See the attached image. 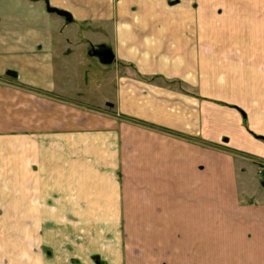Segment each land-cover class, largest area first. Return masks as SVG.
Wrapping results in <instances>:
<instances>
[{
    "label": "crops",
    "instance_id": "crops-1",
    "mask_svg": "<svg viewBox=\"0 0 264 264\" xmlns=\"http://www.w3.org/2000/svg\"><path fill=\"white\" fill-rule=\"evenodd\" d=\"M261 159L264 0H0V264H264Z\"/></svg>",
    "mask_w": 264,
    "mask_h": 264
},
{
    "label": "rangeland",
    "instance_id": "rangeland-1",
    "mask_svg": "<svg viewBox=\"0 0 264 264\" xmlns=\"http://www.w3.org/2000/svg\"><path fill=\"white\" fill-rule=\"evenodd\" d=\"M48 7H51V8H54L52 5H51V3L49 4V3H47V10H48ZM49 11V10H48ZM75 17V22H76V25H72V28H84V25H83V22L82 21H79L80 19H79V16H74ZM73 19V18H72ZM78 19V20H77ZM49 23H50V27H53V28H58V29H63V28H66V26H67V24H65V21H62L61 23H60V25L59 26H57V25H55V24H53V23H51L50 21H49ZM90 51V50H89ZM257 173L259 174V176H260V187H262L263 189H264V173H261V172H259V165H257ZM16 231H18V230H16ZM14 235L16 236V234H15V230H13V237H14Z\"/></svg>",
    "mask_w": 264,
    "mask_h": 264
},
{
    "label": "water",
    "instance_id": "water-1",
    "mask_svg": "<svg viewBox=\"0 0 264 264\" xmlns=\"http://www.w3.org/2000/svg\"><path fill=\"white\" fill-rule=\"evenodd\" d=\"M48 10L52 11V12H55V13H57L59 15H62L68 21L71 20L70 14L68 12L64 11V10H59L57 8H51V7H48ZM102 55L104 56V59H106L107 61H111L113 59V55L111 53H103ZM7 74L10 75V76H15V72L11 71V70H8Z\"/></svg>",
    "mask_w": 264,
    "mask_h": 264
},
{
    "label": "built area",
    "instance_id": "built-area-1",
    "mask_svg": "<svg viewBox=\"0 0 264 264\" xmlns=\"http://www.w3.org/2000/svg\"><path fill=\"white\" fill-rule=\"evenodd\" d=\"M259 172L264 173V159L259 160Z\"/></svg>",
    "mask_w": 264,
    "mask_h": 264
}]
</instances>
